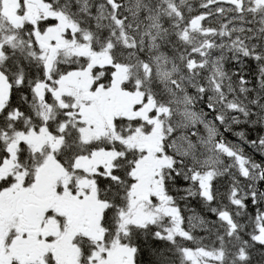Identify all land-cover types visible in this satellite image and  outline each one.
<instances>
[{"label":"snow or ice","instance_id":"1","mask_svg":"<svg viewBox=\"0 0 264 264\" xmlns=\"http://www.w3.org/2000/svg\"><path fill=\"white\" fill-rule=\"evenodd\" d=\"M0 264H264V0H0Z\"/></svg>","mask_w":264,"mask_h":264}]
</instances>
